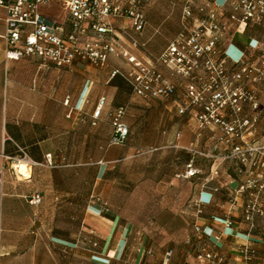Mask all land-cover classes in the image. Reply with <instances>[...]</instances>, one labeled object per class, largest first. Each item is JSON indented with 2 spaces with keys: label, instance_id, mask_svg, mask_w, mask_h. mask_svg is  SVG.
Returning a JSON list of instances; mask_svg holds the SVG:
<instances>
[{
  "label": "crops",
  "instance_id": "obj_1",
  "mask_svg": "<svg viewBox=\"0 0 264 264\" xmlns=\"http://www.w3.org/2000/svg\"><path fill=\"white\" fill-rule=\"evenodd\" d=\"M54 7L58 10L53 17L44 15L47 9ZM181 9V0H148L144 4L146 27L135 33L128 19L114 18L115 34L130 54L142 61L151 60L180 31ZM40 12L52 21L68 22V14L58 2L41 6ZM5 30L4 11L0 8V264H65L67 252L80 247L79 233L85 229L87 213L83 211L81 223L78 218L77 239L57 235L55 232L63 228L53 221L54 205L47 202L42 184L45 186L49 181L53 185L56 179L58 183L60 168L73 167L76 172L75 167L86 165L95 167L99 179L108 164L123 157L119 150L136 147V135L148 136L145 148H153L159 139H152L150 135L158 132L163 137L160 148L183 150L184 159L176 157L182 168L174 179L191 183L190 201L200 197L204 202L199 215L190 202L187 206L193 216V226H201L203 237L189 245L180 258H173L172 261H176L172 264H211L197 255L203 245L209 244V239L213 241L208 236L215 233H221V241L211 247L224 256V264H245L240 253L244 244L255 249L251 264H264V219L256 218L253 226L243 220L244 194L238 196L234 207L230 204L231 191L244 176L237 172L232 161L202 157L189 150L210 152L213 141L210 131L198 128L194 117L196 108H189L183 114L177 112L185 91L181 78H172L175 93L161 100L137 95L131 75L135 68L112 56L104 66L79 60L69 67L54 66L36 56L6 61ZM257 30L256 26H249L243 34L235 36V43L243 47L249 40L259 39ZM156 68L168 76L163 66ZM155 102L160 115V128L156 130L145 123V104ZM119 108L124 110L121 121L127 126L128 134L121 143H113L112 138L103 141L102 125L113 118ZM97 109L99 113L95 115ZM245 112L250 113V110ZM111 134L114 135V130ZM226 151L227 147H218L216 152ZM70 152L73 156L81 155V159L70 162ZM86 152H93V156L87 159ZM191 161L202 174L181 177ZM22 163L27 166L26 174L20 171ZM214 169L219 174L210 184L217 186L218 191L202 189L201 183ZM161 181L165 182V178L158 182ZM56 191L55 199L60 202L68 194ZM36 193L41 201L31 204L29 199ZM92 208L98 210L96 206ZM224 218L232 221L230 228L222 224ZM97 229L103 231L104 227ZM116 246V249L110 248L111 253L119 251L120 243ZM165 253L162 264L169 259ZM152 259L150 255L145 256V264H150Z\"/></svg>",
  "mask_w": 264,
  "mask_h": 264
},
{
  "label": "built area",
  "instance_id": "obj_2",
  "mask_svg": "<svg viewBox=\"0 0 264 264\" xmlns=\"http://www.w3.org/2000/svg\"><path fill=\"white\" fill-rule=\"evenodd\" d=\"M58 2L68 14L67 23L46 18L41 6ZM181 29L164 50L151 60L142 61L129 53L116 36L114 18H126L135 33L147 25L144 4L148 0H0L4 11L6 61L36 56L54 66H73L75 61L104 66L109 57L125 60L135 68L133 89L145 98L167 100L175 93L174 76L185 83L182 102L177 112L183 114L196 108L198 128L210 131L213 150L203 152L189 148L194 154L221 161H232L244 178L232 189L231 207L238 196L245 195L242 218L251 226L256 218L264 219V140L256 127L259 98L256 87L264 80V34L249 40L243 47L235 43V36L249 26L264 25V0H181ZM163 66L168 76L158 70ZM67 104V101H65ZM102 104V100L100 102ZM249 109L250 113L245 111ZM99 109L95 111L98 115ZM123 108L116 110L113 143L125 140L128 129L121 121ZM218 147L228 151L217 153ZM23 158L26 154L22 151ZM202 174L192 161L180 174L189 178ZM219 174L212 170L201 183L202 189L218 191L210 181ZM39 194L29 202L38 204ZM203 200L194 197L190 205L197 215L203 212ZM222 224L230 228L232 221ZM194 232L201 239L204 232L194 224ZM209 244L203 245L197 257L211 264H224V256L213 249L221 241L215 233ZM171 251L165 253L166 258ZM245 264L255 258V249L248 244L240 247Z\"/></svg>",
  "mask_w": 264,
  "mask_h": 264
},
{
  "label": "rangeland",
  "instance_id": "obj_3",
  "mask_svg": "<svg viewBox=\"0 0 264 264\" xmlns=\"http://www.w3.org/2000/svg\"><path fill=\"white\" fill-rule=\"evenodd\" d=\"M57 10V7L47 9L44 15L53 17ZM257 29L262 37L264 25ZM256 90L259 98L256 127L261 130L258 138L264 140V80ZM157 104H145V123L155 130L160 128ZM113 122V118L104 121L103 141L113 137ZM154 137L159 139L156 145L145 148L148 136L136 135V147L119 150L123 157L108 164L99 179L95 167L86 165L75 167L76 172L73 167L60 168L58 183L56 179L53 185L49 181L45 186L42 184L47 202L54 205L53 221L63 228L55 232L57 235L77 239L78 218L81 223L83 211L87 213L85 229L79 233L80 247L67 252L65 264H145L148 255L153 258L150 264H162V256L170 250L166 264H172L176 261L173 258H180L189 245L199 241L193 216L187 209L191 183L174 179L182 168L176 157L184 159L183 150L160 148L163 137L159 132L150 135ZM70 155V162L81 159V155L73 156V152ZM86 156L92 157L93 152H86ZM164 178L165 182H158ZM56 190L68 193L63 201L55 199ZM100 227H104L103 231L97 229ZM117 243L119 251L111 253L110 248L116 249Z\"/></svg>",
  "mask_w": 264,
  "mask_h": 264
},
{
  "label": "bare ground",
  "instance_id": "obj_4",
  "mask_svg": "<svg viewBox=\"0 0 264 264\" xmlns=\"http://www.w3.org/2000/svg\"><path fill=\"white\" fill-rule=\"evenodd\" d=\"M20 165V164H19ZM20 171L23 173V174H26V171H27V166L26 164L22 163L21 166H20Z\"/></svg>",
  "mask_w": 264,
  "mask_h": 264
},
{
  "label": "trees",
  "instance_id": "obj_5",
  "mask_svg": "<svg viewBox=\"0 0 264 264\" xmlns=\"http://www.w3.org/2000/svg\"><path fill=\"white\" fill-rule=\"evenodd\" d=\"M254 40V39H253Z\"/></svg>",
  "mask_w": 264,
  "mask_h": 264
}]
</instances>
